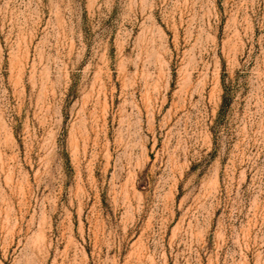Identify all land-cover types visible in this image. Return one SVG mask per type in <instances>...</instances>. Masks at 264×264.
I'll return each instance as SVG.
<instances>
[{
    "label": "rangeland",
    "instance_id": "374dc122",
    "mask_svg": "<svg viewBox=\"0 0 264 264\" xmlns=\"http://www.w3.org/2000/svg\"><path fill=\"white\" fill-rule=\"evenodd\" d=\"M0 264H264V0H0Z\"/></svg>",
    "mask_w": 264,
    "mask_h": 264
}]
</instances>
